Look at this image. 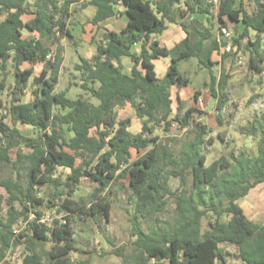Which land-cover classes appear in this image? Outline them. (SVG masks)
<instances>
[{"label": "trees", "instance_id": "obj_1", "mask_svg": "<svg viewBox=\"0 0 264 264\" xmlns=\"http://www.w3.org/2000/svg\"><path fill=\"white\" fill-rule=\"evenodd\" d=\"M76 1L0 0V15H7L0 21V74L12 68L15 77L7 113L13 124L32 126L38 133L37 137H28L0 115V214L7 206L6 217L0 218V264L8 263L9 252L17 246L23 247L20 264H89V260L72 259V253L79 252L73 237L74 215L109 216L112 185L126 179L131 190L129 200L134 205L132 236L136 240L128 255L114 250L122 258L121 264H264V225L250 220L239 204L264 183V119H256L249 127L253 134L260 133L256 155L231 151L229 157L222 156L210 165L202 146L212 130L195 119L204 113L195 107L186 108V102L177 95L178 110L184 115L171 119L172 89L182 90L190 83L180 70V62L196 59L211 77L209 89L217 100V120L222 124L220 111L226 102L228 75L214 74L213 56L227 44L222 33L227 27L225 19L242 23L243 30L237 29L233 46L239 49L247 41L249 69L264 74V0H256L253 13L248 12L243 0L238 9L239 0L83 3L80 8L96 9L89 20L93 25L122 14L129 21L120 31L105 32L91 60L80 57L76 69L82 75L80 85L89 96L71 99L66 91L57 92L56 87L64 62L60 41L74 40L68 22L71 4ZM215 11L220 38L192 18L193 14L212 16ZM26 14L35 17L25 22ZM168 24H178L186 33L173 49L158 40ZM25 29L40 37L24 38ZM125 56L133 63L130 75L121 66ZM229 56L223 52L222 58ZM161 57L171 60L162 79L155 64ZM25 63L31 67L23 68ZM41 64L44 68L37 76L34 67ZM258 83L263 84L262 79ZM30 84L33 98L24 102L22 97ZM201 95L200 90L195 91L196 102ZM127 105L142 121L138 134L129 130L132 120L120 118L117 112ZM176 121L181 126L196 123L194 138L178 155L153 139L156 130L167 132ZM65 127L72 133L69 139ZM132 150L145 153L134 160ZM5 166L11 168L13 177L1 178ZM24 166L25 177L21 173ZM168 168L175 171L170 174ZM60 169L69 174L61 177ZM188 173L193 176L191 193L186 187ZM170 175L180 179L175 191L168 182ZM84 178L94 185L91 197L76 200ZM46 187L55 189L50 198L40 195ZM172 202L174 219L161 221L157 215ZM45 206L57 209L64 217L51 224L42 222ZM208 218L209 228L203 231V220ZM143 224L149 229H144Z\"/></svg>", "mask_w": 264, "mask_h": 264}, {"label": "rangeland", "instance_id": "obj_2", "mask_svg": "<svg viewBox=\"0 0 264 264\" xmlns=\"http://www.w3.org/2000/svg\"><path fill=\"white\" fill-rule=\"evenodd\" d=\"M32 1V0H31ZM65 2L66 0H60ZM78 4L83 3L86 0H77ZM72 9V7H71ZM92 16L89 11H81L78 14L73 13L69 23V28L76 39L71 40L69 38L63 39L61 42L64 54V64L59 77V83L56 87L57 92L66 91L67 96L71 99H76L80 95L89 96L88 93L81 87L82 75L76 69V65L80 64L79 56L85 58L91 57V46L88 42H85L84 34L81 29L86 20ZM215 17V14L213 15ZM125 20H123L124 22ZM120 23V22H119ZM119 23L113 24L116 31L121 30ZM208 27H212V32L218 37H221L219 28L214 29V24H208ZM172 27V26H171ZM238 27V26H237ZM228 32H231L232 37H236L237 29L235 26H231V29L226 27ZM240 31V30H239ZM253 39L256 38V33L252 32ZM262 46L264 48V35L262 36ZM168 39V31H166L161 38V43L165 44ZM77 40L76 43L74 41ZM78 43V44H77ZM247 41L243 42L241 48L229 53L230 56L226 59L222 58L224 47L219 52L215 53L213 60L216 62L213 71L214 74L219 77L221 72L228 75V82L224 93L226 94V102L222 111H220V119L222 124L217 120L218 111L216 108L217 100L211 96L209 84L211 77L208 70L200 68L196 59H190L188 61L180 62V70L186 77L189 78L190 83L187 88L182 90L174 87L172 90V98L174 104L172 107L171 119L184 115V111L179 112L177 94L184 93V100L186 102V108L195 107L202 111V116L196 115V121L204 122L212 131L205 136L202 146L203 152L207 154V165H210L213 161L221 158L222 156L229 157L231 151H235L237 154L246 152L250 155H256L260 133H252L249 129L250 124L256 119H264V74L259 75L249 69V52L245 49ZM166 63H163L165 62ZM170 63V60H169ZM168 64V60L163 58L156 63L158 74ZM264 66V64H263ZM37 74L40 73V69L36 70ZM262 79L263 84H259L258 81ZM32 83V81H31ZM15 84V77L12 68L4 74H0V115L5 116L6 121L10 125H15L24 135L28 137H37V130L28 125H24L20 122L13 124L10 116L8 115V107L12 100V91ZM32 84L25 91L22 97L23 101H29L33 98ZM196 90H200L202 95L199 100H202V105L196 102L194 99V93ZM120 118H130L132 120L129 130L133 134H138L142 131V121L136 117V112L130 106L126 108L117 109ZM181 114V115H180ZM180 115V116H179ZM193 123L190 126H181L174 122L172 128L165 132L163 130H156L153 135V139H156L158 143L163 144L169 150L173 151L175 155H178L182 147L191 141L195 136ZM64 133L69 139L72 137V133L65 127ZM223 138L221 140L220 137ZM211 138L212 141L208 142ZM152 147V145H151ZM25 151V150H24ZM133 159L141 157L142 153H137L136 150H132ZM26 152V151H25ZM16 151H13V157H15ZM172 168H168L167 172L172 174ZM22 175L26 176V169L21 171ZM69 174L68 170H59V175L65 178ZM13 177L11 168L5 166L1 178L7 179ZM169 184L173 191L180 187V179L173 175L169 176ZM193 176L187 174L186 187L188 192L192 191ZM94 185L88 178H84L81 182L78 192L75 195V199L89 200L93 191ZM55 190L52 188H42L40 190L41 197L50 198ZM62 190V189H59ZM2 193H5L2 190ZM131 190L129 187V179L121 180V183L112 185V194L110 201L112 203L111 212L109 216L99 217H87L84 215H74L73 229H74V243L79 252L72 253V259L74 261H86L89 260V264H121L122 258L114 254V250H122L124 254L128 255L134 250L135 246L133 242L136 240L135 236H132V215L134 212V205L129 200ZM7 197V195H6ZM64 198V197H62ZM59 204L60 201L56 200ZM174 202L166 208V210L159 215L161 221H172L174 219ZM240 206L243 208L246 216L255 223L264 225V183L257 188L251 190L248 197L239 201ZM18 206V204L16 205ZM5 205L4 210L0 214V218L6 217ZM46 215V223L51 224L56 219H61L64 214L59 213L57 209H49L46 206L43 208ZM34 217V216H31ZM32 219V218H31ZM209 218L204 219L202 223V230H208ZM142 227L146 230L149 226L145 224ZM22 230V229H21ZM228 249H232L230 245H224ZM49 249V246H46ZM23 253V247L17 246L14 250L9 252L7 258V264H20V258ZM161 264H168L162 262Z\"/></svg>", "mask_w": 264, "mask_h": 264}, {"label": "crops", "instance_id": "obj_3", "mask_svg": "<svg viewBox=\"0 0 264 264\" xmlns=\"http://www.w3.org/2000/svg\"><path fill=\"white\" fill-rule=\"evenodd\" d=\"M87 1H89V0L83 1V3H86ZM207 1H209V2L214 1L216 3L217 0H207ZM29 2L32 3L33 0L32 1L29 0ZM243 2H244V5H245V7H246V9L248 10L249 13L255 12V10H256V4H255L256 0H243ZM83 3L78 4V1H76V2L71 4V7H72V9H71V17L73 15V13L78 14L79 12H81L83 10L84 11H89L92 14V16L86 20V22H85L86 24H84L82 26V29H81L82 33L85 36L84 37L85 42L87 41L88 44L91 46V50L90 51H91V55H92L91 57L85 56V58L84 57L83 58L86 59V60H91L96 55V52H97L96 51V43H98L99 41H101L103 39V36H104L105 32L107 30L116 31L114 26H113V24L119 23V22H120L119 24L121 26V29H123L128 24L129 18H128V16L126 14H122L119 17H112V18L103 20L98 25H93V24H91L89 22V20H91V18L94 16V14L96 12V9L94 7H92V6H88L87 8H80ZM239 7H240V0H239L238 4L236 5L237 9ZM119 9H120V11H122L124 13V10H125L124 7L120 6ZM6 17H7L6 14L0 15V21L4 20ZM34 17L35 16L33 14H26L24 16V21L25 22L29 21V20L33 19ZM71 17H70V19H71ZM192 18L193 19L195 18L196 20H198L205 27H208L207 26L208 24H214L213 31H214V29H218L219 28V24H218V20H217V11H215V17H213V15L212 16H205L203 14H193ZM70 19H69V21H70ZM123 20H125V21L123 22ZM225 20H226L228 28L231 29V26H235L236 29H238L240 31L243 30L242 23L230 22L228 19H225ZM166 31H168V39H167L165 44H162V43L161 44H162V46H165L168 49H173L177 44H179L186 37V33L183 31L182 27L180 25H178V24H168V27H167ZM164 33L158 38V40L160 42H161V38L163 37ZM23 37L24 38H37L38 39L40 37V34L37 33V32H30L29 30L25 29L23 31ZM63 39H66V38H63ZM63 39H61L60 44H61ZM74 39H76V38L74 37ZM75 42H77V40H75L74 43ZM138 51H139V45L136 46V52H138ZM80 57H82V56H79V59H80ZM163 58L168 60V64L161 71V73L158 74V77L161 78V79L166 75L167 70L169 68V65L171 63V60H170L169 57H161L159 60H161ZM159 60L155 61V64ZM169 60H170V63H169ZM163 63H166V61L163 62ZM63 64H64V62H63ZM121 66H122L123 72L128 74V75H130L132 67H133V63H132V61H131V59L129 57L125 56V57L121 58ZM28 67H31L30 63H25L23 65V68H28ZM34 68H35V72H37L36 71L37 69H40V73H41L42 69L44 68V65L41 64V65L35 66ZM62 68H63V66H62ZM156 71H157V67H156ZM39 74L36 73L37 76ZM177 95H179L182 100H186L183 97L184 93H183V95H181L180 92H179ZM173 104H174V100H173ZM127 106H129V105H127ZM127 106H125L124 108H126Z\"/></svg>", "mask_w": 264, "mask_h": 264}, {"label": "built area", "instance_id": "obj_4", "mask_svg": "<svg viewBox=\"0 0 264 264\" xmlns=\"http://www.w3.org/2000/svg\"><path fill=\"white\" fill-rule=\"evenodd\" d=\"M216 3H218V1H216ZM222 33H223V37L224 39L227 41V44L224 46V49H225V52H234L235 50H237V48L235 46H233V37H232V34L231 32H228L226 28H223L222 29ZM52 56L49 55L48 58L50 59ZM199 104L202 105V100L200 99L199 101ZM42 222H47L46 221V215H44L42 217Z\"/></svg>", "mask_w": 264, "mask_h": 264}]
</instances>
